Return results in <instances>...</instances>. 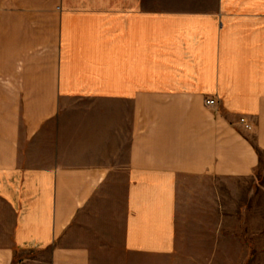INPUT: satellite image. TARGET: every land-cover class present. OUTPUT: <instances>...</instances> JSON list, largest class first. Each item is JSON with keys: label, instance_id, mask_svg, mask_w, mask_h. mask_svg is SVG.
I'll use <instances>...</instances> for the list:
<instances>
[{"label": "crops", "instance_id": "crops-1", "mask_svg": "<svg viewBox=\"0 0 264 264\" xmlns=\"http://www.w3.org/2000/svg\"><path fill=\"white\" fill-rule=\"evenodd\" d=\"M198 2L0 0V264L170 255L183 224L212 263L257 213L264 0ZM42 9L55 63L9 64Z\"/></svg>", "mask_w": 264, "mask_h": 264}, {"label": "rangeland", "instance_id": "rangeland-1", "mask_svg": "<svg viewBox=\"0 0 264 264\" xmlns=\"http://www.w3.org/2000/svg\"><path fill=\"white\" fill-rule=\"evenodd\" d=\"M176 1L179 3H197V0ZM198 3L204 4L205 0H200ZM192 9L195 10L196 8ZM52 23L48 11L42 9L39 25H31L33 32L39 27L42 39L39 43L21 48L17 56L9 59V64L16 66L33 64L45 66L53 65L56 57V35L55 25ZM262 159L264 160V153L262 154ZM262 180L264 182V178ZM248 194L254 197L251 191H249ZM240 195L242 196H239L237 199L234 198V205L241 200L242 202H245V193H240ZM247 202L250 205L255 204V206H257V208L255 207L257 213L252 215L249 212L239 219L234 216V228H238V230H235L233 233V239H227L226 241L222 239L218 241L222 249H219V247L217 248V251L221 253V256L218 255L217 258H215L217 262H209L212 244L209 236L213 235V233H211V231L201 233L191 232L188 231L187 228H191L192 225L183 224L181 228H184V231L178 234L177 248L170 255L137 256L128 257L126 259L115 257L113 258L115 260L114 263L104 262L101 264H264V195L261 196V193H259V200L257 202L255 201V198H248ZM241 222H243V224H240ZM238 225H240V227ZM252 227L255 229L256 227L259 228V231H250ZM261 228H263V231H260ZM221 234L223 236L228 235V233ZM238 235H248L249 239H236L235 236ZM245 243L248 244V247L244 246ZM249 244H252V246H249ZM224 245H227V247L230 246V248L227 249V255L224 254ZM225 260L232 261L225 262Z\"/></svg>", "mask_w": 264, "mask_h": 264}, {"label": "built area", "instance_id": "built-area-1", "mask_svg": "<svg viewBox=\"0 0 264 264\" xmlns=\"http://www.w3.org/2000/svg\"><path fill=\"white\" fill-rule=\"evenodd\" d=\"M205 104L208 106H214L216 104V99L215 98H208L205 100ZM240 123L243 126V128L249 130L251 129V125L244 119H240Z\"/></svg>", "mask_w": 264, "mask_h": 264}]
</instances>
